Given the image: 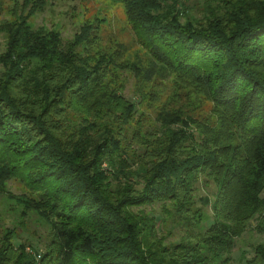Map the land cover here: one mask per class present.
<instances>
[{"label":"trees","instance_id":"16d2710c","mask_svg":"<svg viewBox=\"0 0 264 264\" xmlns=\"http://www.w3.org/2000/svg\"><path fill=\"white\" fill-rule=\"evenodd\" d=\"M113 1L137 37L135 60L125 43L99 45L98 21L66 40L34 27L48 0H15L13 19H0V195L20 177L23 214L52 235L39 252L7 227L0 264H227L253 220L264 234V0H204V20L186 0ZM167 76L196 98L158 104L147 120L140 105L158 97L147 87ZM201 101L214 120L196 113ZM203 176L217 188L211 216L198 204ZM159 202L180 239L145 211ZM246 264H264V240Z\"/></svg>","mask_w":264,"mask_h":264},{"label":"rangeland","instance_id":"374dc122","mask_svg":"<svg viewBox=\"0 0 264 264\" xmlns=\"http://www.w3.org/2000/svg\"><path fill=\"white\" fill-rule=\"evenodd\" d=\"M1 11L0 19H13V8L15 0H0ZM195 18L203 19L202 3L204 0H186ZM85 21H98L100 25V43L103 47L111 46L115 49L119 43H125L129 47V58L136 59V50L140 46L137 45L136 35L132 30L126 16L125 8L122 3L113 0H48L46 6L34 13L30 18V23L34 27H45L57 29L61 32L64 40L71 39L81 28ZM6 37L0 32V53L6 49ZM141 57H145L143 51H138ZM2 65L0 64V71ZM124 82V93L134 100H138L135 94V86L137 79L131 71H124L121 76ZM173 77H157L147 87L149 91L158 93L157 101L149 103L148 99L140 105V111L145 112L150 121H153L159 112L158 104L183 103L185 106L187 100L195 99V94H188L187 89L173 84ZM148 91V92H149ZM175 93H178L175 95ZM189 96V97H188ZM149 97V96H148ZM177 97L178 99H173ZM196 113L202 115V118L212 115L211 103L209 101H201L200 106L196 109ZM73 122L77 121V116L70 114ZM148 124V121H147ZM206 177H202V181L198 183V198L205 197L209 201L198 200V204L203 206L206 215H213L212 203L215 198L216 185L213 180L206 181ZM140 186V185H139ZM6 189L0 195V235L8 228H15L14 242L16 245L26 244L35 250L41 252L51 240L50 226L43 222L38 216L30 211L27 215L23 214V206L18 197L28 192L27 187L21 181V178L10 179L6 183ZM135 210L139 208L135 207ZM145 211L155 212L158 219L165 216V220L161 221L160 231L167 236V241L178 240L186 231L183 226L174 218L172 213H166L162 203L144 206ZM208 217V216H207ZM163 219V218H162ZM212 222V218L208 223ZM258 220L255 219L249 225L248 229L241 235L232 251L231 261L227 264H246V260L253 255V247L259 241L264 240V234L257 229ZM29 247H27L28 250ZM28 252H30L28 250Z\"/></svg>","mask_w":264,"mask_h":264},{"label":"built area","instance_id":"2783aa9c","mask_svg":"<svg viewBox=\"0 0 264 264\" xmlns=\"http://www.w3.org/2000/svg\"><path fill=\"white\" fill-rule=\"evenodd\" d=\"M37 257L39 258V255Z\"/></svg>","mask_w":264,"mask_h":264}]
</instances>
